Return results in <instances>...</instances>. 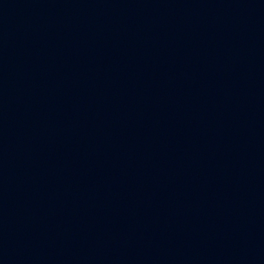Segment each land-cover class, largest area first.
Here are the masks:
<instances>
[{
  "label": "water",
  "instance_id": "95a60500",
  "mask_svg": "<svg viewBox=\"0 0 264 264\" xmlns=\"http://www.w3.org/2000/svg\"><path fill=\"white\" fill-rule=\"evenodd\" d=\"M0 264H264V0H0Z\"/></svg>",
  "mask_w": 264,
  "mask_h": 264
}]
</instances>
